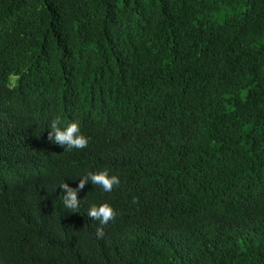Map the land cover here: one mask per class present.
I'll return each instance as SVG.
<instances>
[{
    "label": "trees",
    "instance_id": "16d2710c",
    "mask_svg": "<svg viewBox=\"0 0 264 264\" xmlns=\"http://www.w3.org/2000/svg\"><path fill=\"white\" fill-rule=\"evenodd\" d=\"M35 62L75 104L109 87L122 117L68 151L0 105V264H264V0H0V102ZM104 169L120 185L66 209L60 185Z\"/></svg>",
    "mask_w": 264,
    "mask_h": 264
},
{
    "label": "clouds",
    "instance_id": "9594fccd",
    "mask_svg": "<svg viewBox=\"0 0 264 264\" xmlns=\"http://www.w3.org/2000/svg\"><path fill=\"white\" fill-rule=\"evenodd\" d=\"M85 60L87 55L81 54ZM70 58V55H69ZM27 73L34 77L31 86L18 85L19 75L8 73L7 82L4 84V90L0 105L12 112L20 114L27 130L33 134L42 133L50 125L48 140L54 144L62 146L65 150L84 149L88 146L89 139L81 134L80 131H86L91 137H101L109 130L114 131L121 122L122 115L117 110L110 98L109 87L98 88L97 85H88L77 83L76 104L73 100L71 87H64L54 83L50 79V67L33 63L27 69ZM91 74H95L92 70ZM35 77L38 78L37 84ZM7 134L17 137L23 143L28 134L14 131L8 125ZM80 126L84 130H80ZM18 147L16 148V150ZM17 160L14 166H21L23 160L16 154ZM63 163V161H61ZM60 162V163H61ZM27 165L30 163L26 161ZM26 165V166H27ZM28 174L23 177L30 182L35 179L48 181L47 173L41 168H30ZM24 178V179H25ZM52 181V180H51ZM100 186L105 192H111L114 187L120 185V179L116 175H109L107 169L88 172L80 177L76 188L70 187L67 183H62L63 204L70 212H78L80 199L78 193L84 189L88 182ZM135 202V201H134ZM88 216L91 219L99 221L101 227L96 229V236L103 238L104 227L110 221H114L117 216L116 210L108 203L100 205H91Z\"/></svg>",
    "mask_w": 264,
    "mask_h": 264
}]
</instances>
